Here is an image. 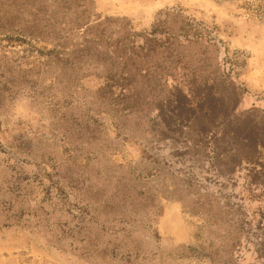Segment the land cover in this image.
I'll return each mask as SVG.
<instances>
[{
  "label": "rangeland",
  "instance_id": "rangeland-1",
  "mask_svg": "<svg viewBox=\"0 0 264 264\" xmlns=\"http://www.w3.org/2000/svg\"><path fill=\"white\" fill-rule=\"evenodd\" d=\"M0 264H264V0H0Z\"/></svg>",
  "mask_w": 264,
  "mask_h": 264
},
{
  "label": "trees",
  "instance_id": "trees-1",
  "mask_svg": "<svg viewBox=\"0 0 264 264\" xmlns=\"http://www.w3.org/2000/svg\"><path fill=\"white\" fill-rule=\"evenodd\" d=\"M167 36H169V35H167Z\"/></svg>",
  "mask_w": 264,
  "mask_h": 264
}]
</instances>
